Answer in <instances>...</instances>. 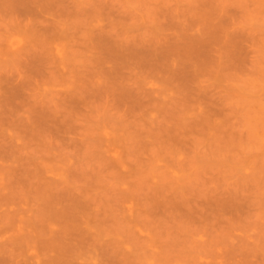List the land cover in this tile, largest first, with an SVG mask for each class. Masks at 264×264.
Segmentation results:
<instances>
[{
    "label": "rangeland",
    "instance_id": "1",
    "mask_svg": "<svg viewBox=\"0 0 264 264\" xmlns=\"http://www.w3.org/2000/svg\"><path fill=\"white\" fill-rule=\"evenodd\" d=\"M0 188V264H264V0H0Z\"/></svg>",
    "mask_w": 264,
    "mask_h": 264
},
{
    "label": "bare ground",
    "instance_id": "2",
    "mask_svg": "<svg viewBox=\"0 0 264 264\" xmlns=\"http://www.w3.org/2000/svg\"><path fill=\"white\" fill-rule=\"evenodd\" d=\"M33 32H34V31H33ZM32 36H33V35H32ZM56 37H57V36H56ZM59 37H60V38H58V39H61V38H62V36H59ZM55 39H57V38H55ZM12 44H13V43H12ZM9 46H10V45H9ZM10 47H11V46H10ZM12 47H13V46H12ZM15 48H16V47H15ZM57 48H58V47H57ZM17 51H18V50H17ZM50 51H51V50H48L46 56H50V54H48ZM54 51H57V50H54ZM59 51H60V50H59ZM59 51H57V54L59 53V56H60V55H62V54H60ZM61 51H62V50H61ZM45 58H47V57H45ZM51 58H52V56H51L49 59H51ZM56 61H57V59H56ZM55 63H56V62H55ZM58 64H59V63H58ZM57 67H58V66H57ZM123 166H124V165H123ZM0 189H1V188H0ZM7 190H8V188H7ZM1 193H2V192H1ZM1 193H0V196H1ZM2 195H4V194H2ZM1 198H2V196H1ZM76 208H77V207H76ZM77 209H80V208H77ZM69 210L71 211L72 209H69ZM61 211H62V210H61ZM61 211H59V212H61ZM72 212H74V211L72 210ZM63 213H64V212H63ZM63 213H62V214H63ZM69 213H70V212H69ZM62 214L60 213V215H62ZM70 215H71V214H70ZM63 216H64V215H63ZM71 216H72V215H71ZM74 216H75V215H74ZM64 217H65V216H64ZM64 217H63V218H64ZM59 218H60V217H59ZM63 218H62V219H63ZM9 219H10V218H9ZM65 219H66V217H65ZM71 219H73V218H71ZM75 219H76V218H75ZM11 220H12V219H10V221H11ZM10 221H9V222H10ZM48 221H49V219H48ZM66 221H68V220H66ZM71 221H72V220H71ZM7 222H8V221H7ZM49 222H50V221H49ZM19 223H20V222H19ZM62 223H63V221H62ZM66 223H67V222H65V224H66ZM68 223H69V225H67V226H70V223H71V222L68 221ZM73 224H74V223H73ZM71 225H72V224H71ZM67 226H65L64 228H66ZM44 227L48 228L47 226H44ZM44 227H42V228H44ZM70 227H71V229H72L73 226H70ZM70 227H69V228H70ZM22 229H24V228H22ZM66 229H67V230H71V229H68V228H66ZM15 230H16V229H15ZM49 230H50V229H49ZM67 230H66V232H67ZM21 231H22V230H21ZM25 231H27V230H25ZM40 231H41V230H40ZM42 231L44 232L45 229L42 230ZM71 231H73V230H71ZM75 231H76V230H75ZM15 232H20V231L17 230V231H15ZM47 233H48V232H47ZM47 233H46V234H47ZM68 233H70V232H68ZM83 233H84V232H83ZM21 234H22V233H20V235H21ZM23 234H24V233H23ZM48 234L50 235V233H48ZM71 234L73 235L74 232H72ZM85 234H86V233H85ZM18 235H19V234H18ZM20 235H19V236H20ZM15 236H16V235H15ZM15 236H13V237H15ZM26 236H27V235H26ZM26 236H25V237H26ZM28 236H29V235H28ZM45 236H48V235H45ZM45 236H44V237H45ZM53 236H55V235H52V237H53ZM11 237H12V236H11ZM16 237H17V236H16ZM72 237H73V236H72ZM47 238H48V239H51L50 236L47 237ZM73 238H75V237H73ZM1 239H2V238H1ZM17 239H18V238H17ZM53 240H55V239H53ZM53 240H51V241H53ZM75 240L77 241V240H79V238H78V239H75ZM1 241H2V240H1ZM3 241H4V240H3ZM44 241L47 242V241H49V240H44ZM44 241H42V242L45 243ZM55 241H56V240H55ZM79 241H81V240H79ZM13 242H14V241H13ZM23 242H24V241H23ZM49 242H50V241H49ZM49 242H48V243H49ZM81 242H82V241H81ZM84 242H85V241H84ZM0 243H1V242H0ZM2 243H3V242H2ZM2 243H1V244H2ZM14 243H15V242H14ZM20 243H21V242H20ZM48 243H47V244H48ZM59 243H60V242H59ZM61 243H63V242H61ZM23 245H24V244H23ZM43 245H45V244H43ZM58 245H59V244H58ZM6 246H8V244H7ZM19 246H20V245H19ZM61 246H63V245H61ZM61 246H60V247H61ZM4 247H5V246H4ZM51 247H52V246H51ZM55 247H56V245H55ZM55 247H54V248H55ZM60 247H58V248H60ZM63 247H64V246H63ZM18 248H19V247H18ZM41 248H42V247H41ZM15 249H17V248L15 247ZM19 249H20V248H19ZM19 249H18V251H19ZM43 249H44V248H43ZM43 249H42V250H43ZM46 249H47V248H45V250H46ZM61 249H64V248H61ZM7 250H8V252H9V249H7ZM48 250H49V254H50V252L59 251L60 249H58V250H55V249H54V250H53V248H49ZM18 251L16 250L15 252H18ZM43 251H44V250H43ZM60 251H61V250H60ZM60 251H59V252H60ZM62 251H63V250H62ZM44 252H45V253H48L47 251H44ZM9 253H10V252H9ZM61 253H63V252H60L59 254H61ZM1 254H2V252H1ZM49 254H48V257L50 256ZM67 254H68V253H67ZM14 255H15V253H14ZM45 255H47V254H45ZM63 255H64V254H63ZM11 256H12V255H11ZM17 256H19L18 253H17ZM64 256H65V255H64ZM64 256H63V257H64ZM2 257H3V254H2ZM15 257H16V256H15ZM15 257H14V258H15ZM67 257H68V256H67ZM16 258H17V257H16ZM55 258H57V257H55ZM58 258H60V257H58ZM2 259H3V258H2ZM5 259H6V258H5ZM49 259H50V258H49ZM62 259H63V258H62ZM7 260H9V259H7ZM1 261H2V260H1ZM4 261H5V260L3 259V262H4ZM14 261H15V259H14ZM45 261H46V260H45ZM45 261H43V262H45ZM50 261L53 262L52 259H51ZM50 261H48V263H51ZM67 261H68V260H67ZM8 262H10V261H8ZM12 262H13V260H12ZM19 262H20V261H19ZM20 263H21V262H20ZM68 263H69V261H68ZM6 264H7V263H6ZM8 264H10V263H8ZM13 264H14V263H13ZM45 264H46V263H45ZM51 264H52V263H51ZM56 264H59L58 261H57Z\"/></svg>",
    "mask_w": 264,
    "mask_h": 264
}]
</instances>
